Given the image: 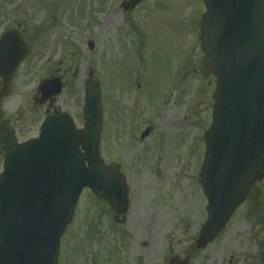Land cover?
I'll return each instance as SVG.
<instances>
[{"label":"rangeland","instance_id":"374dc122","mask_svg":"<svg viewBox=\"0 0 264 264\" xmlns=\"http://www.w3.org/2000/svg\"><path fill=\"white\" fill-rule=\"evenodd\" d=\"M0 0V31L21 26L33 51L14 77L3 120L35 135L39 82L59 77L57 105L81 125L86 80L103 106L100 155L119 165L128 210L116 217L85 191L65 230L58 264H264V179L215 240L195 249L206 219L199 170L211 122L214 78H203L202 0ZM151 133L144 140L139 134ZM2 158L0 157V172ZM169 173L160 185L161 173Z\"/></svg>","mask_w":264,"mask_h":264},{"label":"water","instance_id":"95a60500","mask_svg":"<svg viewBox=\"0 0 264 264\" xmlns=\"http://www.w3.org/2000/svg\"><path fill=\"white\" fill-rule=\"evenodd\" d=\"M141 1L130 0L125 9L131 10ZM203 2L201 72L212 74L216 84L200 174L208 202L207 220L197 248L216 237L250 187L264 177V0ZM5 50L12 54L7 64L10 68L0 67L4 80L0 98L28 47L19 34L11 32L1 41L0 51ZM46 85L41 84L39 91L60 92L58 80ZM84 103L86 124L81 131H75L65 116L52 113L47 115L39 138L21 145L0 130L4 157L0 264H57L60 239L84 188L106 200L118 215L125 213L124 178L118 166L105 167L99 158L102 120L96 84H87ZM169 264H187V260L174 257Z\"/></svg>","mask_w":264,"mask_h":264},{"label":"flooded vegetation","instance_id":"af4514ba","mask_svg":"<svg viewBox=\"0 0 264 264\" xmlns=\"http://www.w3.org/2000/svg\"><path fill=\"white\" fill-rule=\"evenodd\" d=\"M9 28H11V27H7V29H9ZM2 32L0 31V34H1ZM55 76H50L49 78H47V79H50V78H54ZM13 83H14V78L12 79V81H11V85H10V88H9V91H8V95L2 100V102L3 103H5L8 99H9V97L11 96V91H12V86H13ZM0 88H1V80H0ZM49 101H47V102H43V104L41 105L43 108H47L48 106H49V103H48ZM56 104V110H58V111H61V112H63L64 111V109L61 107V106H58L57 105V102L55 103ZM54 104V105H55ZM46 110V109H45Z\"/></svg>","mask_w":264,"mask_h":264},{"label":"bare ground","instance_id":"6f19581e","mask_svg":"<svg viewBox=\"0 0 264 264\" xmlns=\"http://www.w3.org/2000/svg\"><path fill=\"white\" fill-rule=\"evenodd\" d=\"M168 175H169V173L162 171L160 185L163 184L165 177H167Z\"/></svg>","mask_w":264,"mask_h":264}]
</instances>
